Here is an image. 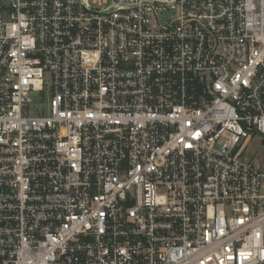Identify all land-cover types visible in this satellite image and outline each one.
Listing matches in <instances>:
<instances>
[{"label": "built area", "instance_id": "obj_1", "mask_svg": "<svg viewBox=\"0 0 264 264\" xmlns=\"http://www.w3.org/2000/svg\"><path fill=\"white\" fill-rule=\"evenodd\" d=\"M264 0H0V264H264Z\"/></svg>", "mask_w": 264, "mask_h": 264}, {"label": "rangeland", "instance_id": "obj_2", "mask_svg": "<svg viewBox=\"0 0 264 264\" xmlns=\"http://www.w3.org/2000/svg\"><path fill=\"white\" fill-rule=\"evenodd\" d=\"M246 156L248 158H253L260 165H264V144L260 137L256 135L252 136V140L249 142L246 149Z\"/></svg>", "mask_w": 264, "mask_h": 264}]
</instances>
